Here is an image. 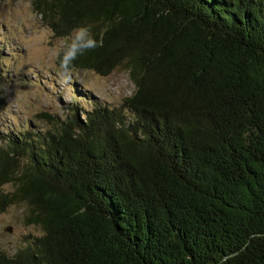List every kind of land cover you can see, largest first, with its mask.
Listing matches in <instances>:
<instances>
[{"label": "trees", "instance_id": "obj_1", "mask_svg": "<svg viewBox=\"0 0 264 264\" xmlns=\"http://www.w3.org/2000/svg\"><path fill=\"white\" fill-rule=\"evenodd\" d=\"M31 9L53 38L90 25L101 46L71 71L121 68L133 90L111 105L75 84L48 128L0 134V211L24 202L42 230L0 264H264V0Z\"/></svg>", "mask_w": 264, "mask_h": 264}, {"label": "rangeland", "instance_id": "obj_2", "mask_svg": "<svg viewBox=\"0 0 264 264\" xmlns=\"http://www.w3.org/2000/svg\"><path fill=\"white\" fill-rule=\"evenodd\" d=\"M0 38V44L6 46L2 49L6 55L2 68L7 71L8 83L0 109V134L26 124L32 128H48L42 114L63 116L76 96L75 84L98 102L111 105H117L132 93L133 85L121 68L108 76L90 70H60L55 58L67 38L52 37L48 27L32 12L31 0H2ZM12 189L11 184H6L2 192ZM30 219V210L24 202L0 211L2 250L11 254L25 245L28 236L41 234V228Z\"/></svg>", "mask_w": 264, "mask_h": 264}, {"label": "clouds", "instance_id": "obj_3", "mask_svg": "<svg viewBox=\"0 0 264 264\" xmlns=\"http://www.w3.org/2000/svg\"><path fill=\"white\" fill-rule=\"evenodd\" d=\"M67 40H70V43L66 42L64 47L57 50L60 70L71 71L72 62L78 55L101 46V42L93 36L90 25L75 28Z\"/></svg>", "mask_w": 264, "mask_h": 264}]
</instances>
